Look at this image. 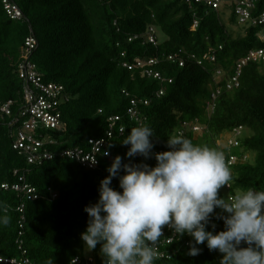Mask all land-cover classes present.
Masks as SVG:
<instances>
[{
	"label": "trees",
	"instance_id": "trees-1",
	"mask_svg": "<svg viewBox=\"0 0 264 264\" xmlns=\"http://www.w3.org/2000/svg\"><path fill=\"white\" fill-rule=\"evenodd\" d=\"M223 1L215 11L196 0H11L23 14L12 19L0 0V214L10 218L0 226V258L104 264L101 245L88 253L81 239L89 219L84 208L98 200L100 181L117 155L125 163L131 159L155 167L154 157H126L130 146L121 143L131 128L144 124L154 131L156 153L169 150L168 137L181 136L239 158L250 154L230 167L231 189L222 187L220 196L264 189V62H249L239 87L233 82L239 63L251 52L264 51V27L239 25L235 0ZM224 7L231 10L228 22ZM262 12L264 0L255 16ZM151 35L157 44L150 42ZM30 38L38 46L29 61L43 83L64 90L62 128L40 125L34 133L43 144L40 154L53 156L42 165L29 164L28 155L14 148L17 131L28 120L21 117L27 102L19 72ZM7 106L11 115L3 112ZM239 128L251 135L239 136L240 145L229 150L221 140ZM100 140L106 145L96 170L64 157L69 151L91 152L90 142ZM21 176L37 190L38 200L12 190ZM112 186L119 190V180L114 178ZM212 223L217 232L224 230L222 220L213 217ZM191 240L185 234L164 246L166 258L155 264H219L222 254L209 251L206 243L198 245L199 255L189 256Z\"/></svg>",
	"mask_w": 264,
	"mask_h": 264
},
{
	"label": "clouds",
	"instance_id": "clouds-1",
	"mask_svg": "<svg viewBox=\"0 0 264 264\" xmlns=\"http://www.w3.org/2000/svg\"><path fill=\"white\" fill-rule=\"evenodd\" d=\"M235 131L221 144L227 145ZM154 137L144 124L131 128L121 142L130 146L126 157H154L156 165L114 158L106 169L109 175L100 181L98 200L84 208L89 217L81 233L86 249L100 244L104 264H155L157 245L168 226L176 236L192 238L189 256L199 255L198 245L206 243L209 251L222 254L219 264H264V189L249 188L224 198L220 189L233 179L224 151L170 136L169 150L156 153ZM244 157L248 160L250 154ZM114 178L119 190L112 186ZM213 217L223 221L224 230L216 231ZM9 223L10 218L0 214V226Z\"/></svg>",
	"mask_w": 264,
	"mask_h": 264
},
{
	"label": "built area",
	"instance_id": "built-area-1",
	"mask_svg": "<svg viewBox=\"0 0 264 264\" xmlns=\"http://www.w3.org/2000/svg\"><path fill=\"white\" fill-rule=\"evenodd\" d=\"M190 3L192 0H186ZM205 2L207 5L213 10H220L224 3L223 0H196L197 3ZM261 0H235L233 1L235 5V14L237 16L239 25L250 28L263 26L264 27V12L255 16L258 4ZM3 4L5 5L6 10L8 11L10 17L12 19H20L23 14L20 9L12 4L11 0H3ZM197 26V23H196ZM264 39V38H263ZM150 42L152 44H157L156 38L151 35ZM38 42L34 38H30L27 40L26 48L24 49V60L25 62L20 67V76L25 83V97L27 106L22 110L21 117L28 118L23 124V126L17 131V141L14 145V148L22 153L28 155V162L31 165L34 164H43V160H52L53 156L51 154H40V148L43 144L36 139L34 133L38 130L40 125H43L47 129H61L63 124L61 122V112H59L60 104V96L64 92L62 87H59L54 84H44L42 76L37 72L36 67L29 61L30 54L37 48ZM172 59V58H171ZM249 62H264V51L251 52L249 56L242 60L237 67V75L233 79L235 83L234 86L239 87L238 79L242 73V69ZM155 62L151 61L150 65H154ZM138 66L144 68L145 65L140 63ZM183 66V65H182ZM149 74L152 75L153 72L149 71ZM156 78H160L159 74L155 75ZM233 82L228 85V89L231 90L233 86ZM36 92L40 94H36ZM164 93L161 92L160 96H163ZM133 107H136V102H133ZM3 112L11 115L10 106H7L3 109ZM133 116H136L135 110L130 111ZM113 120V121H117ZM185 128L189 127L188 124L184 125ZM195 132L200 131L199 127H193ZM242 128L235 131V137L230 139L227 143V148L230 150L233 147H238L239 141L238 137L242 134ZM111 136V134H110ZM91 152L85 153L84 150L77 151H69L64 154V157L67 156L72 160H77L82 164L83 167L88 168L89 170H96L99 166L98 156L101 153V150L105 147L106 142L104 140L100 141H91ZM225 159L228 167H232L237 165L241 161H246L247 158H239L232 152H225ZM109 157L110 155H106ZM93 159H95V163L93 164ZM15 175H19L18 172H15ZM18 185H14L12 190L24 195L29 198L31 201H36L39 199V195L37 194V190L31 185L26 183V177L21 176L19 179ZM6 190H9V185L3 186ZM227 191L231 189V185L226 187ZM57 195H54L56 198ZM25 206L22 205L18 211L23 213ZM23 221L26 220L25 217L22 218ZM23 227V226H22ZM188 239H191L190 236L186 234ZM178 238L173 231L165 226L163 230L162 241H160L157 245L158 251V259L166 258V253L162 248L164 246H170L175 240ZM188 246V243H187ZM169 258V256H167ZM0 264H33L31 260L25 259L23 261H19L16 259H5L0 258ZM72 264H75L73 261ZM76 264H83L79 259H76ZM86 264H95L93 260H89Z\"/></svg>",
	"mask_w": 264,
	"mask_h": 264
},
{
	"label": "rangeland",
	"instance_id": "rangeland-1",
	"mask_svg": "<svg viewBox=\"0 0 264 264\" xmlns=\"http://www.w3.org/2000/svg\"><path fill=\"white\" fill-rule=\"evenodd\" d=\"M227 1H230V0H227ZM223 11H225V12L227 11L225 7H224ZM230 16H231V10H228L227 14L225 16V19L227 22L229 21ZM233 30H235L236 33L241 32L240 29L238 27H235V26L233 27ZM249 135H251V131L250 130H244L241 138L243 139L244 137L249 136ZM224 198H226V196ZM87 252L90 253L91 251H87Z\"/></svg>",
	"mask_w": 264,
	"mask_h": 264
}]
</instances>
